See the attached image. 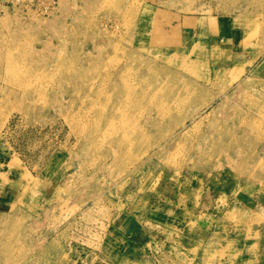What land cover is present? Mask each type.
I'll list each match as a JSON object with an SVG mask.
<instances>
[{"label":"rangeland","instance_id":"rangeland-1","mask_svg":"<svg viewBox=\"0 0 264 264\" xmlns=\"http://www.w3.org/2000/svg\"><path fill=\"white\" fill-rule=\"evenodd\" d=\"M0 264H264V0H0Z\"/></svg>","mask_w":264,"mask_h":264}]
</instances>
